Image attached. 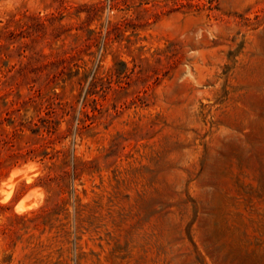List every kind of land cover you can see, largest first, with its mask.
I'll use <instances>...</instances> for the list:
<instances>
[{"label": "rangeland", "instance_id": "rangeland-1", "mask_svg": "<svg viewBox=\"0 0 264 264\" xmlns=\"http://www.w3.org/2000/svg\"><path fill=\"white\" fill-rule=\"evenodd\" d=\"M0 162V264H264V0H0Z\"/></svg>", "mask_w": 264, "mask_h": 264}, {"label": "trees", "instance_id": "trees-1", "mask_svg": "<svg viewBox=\"0 0 264 264\" xmlns=\"http://www.w3.org/2000/svg\"><path fill=\"white\" fill-rule=\"evenodd\" d=\"M119 73L120 72L117 71V74H119ZM112 74H116V72H113ZM102 79L103 78H99L98 76H94L93 83H92V86H91V90L89 91V94L96 93L95 90H96L99 82L102 81ZM55 97L58 98L59 97V94L58 93H55ZM59 105L61 106L60 108L63 110V112H67V110H68V114L70 112H72V110L74 109L73 104H65V105H63L62 102H59ZM85 115L88 116V113L86 112ZM46 116L40 115L39 119L42 122L44 121V122H47V123H51V122L52 123H56V122H58V121H56V117L58 116V113L55 110V108L53 107V102H49L47 104V107H46ZM31 122H33V120ZM33 124L34 125H37V129H38L37 130V129H34L33 128L32 129L33 132H39L41 130V126H39L38 123H36V122H34ZM82 125H83V127H87L88 126V124H86L84 120H82ZM45 128H46V131H47V134L48 135L44 139H45L46 143H49L50 142L49 139L52 138V136L57 132V128L54 127V126H46ZM5 144L7 146H9L7 149L11 150L10 152H12L11 154H9V158L17 159V158H19V156H21L20 155V151H16L15 149H12L15 146L14 143H12V141L5 140ZM46 147H47V145H46ZM29 152H33V150L32 151H29ZM60 152H61L60 150H56L55 152H49V151L46 150L44 152V154H45V156H49L50 158L53 159V158H56L59 155ZM1 164H2V162H0V165ZM77 170H78V167H77V165H75L73 167V173L75 174L77 172ZM59 177H60V175L58 173H56V172L55 173H49L48 174V178L51 181H53V180H55L56 178H59Z\"/></svg>", "mask_w": 264, "mask_h": 264}, {"label": "bare ground", "instance_id": "bare-ground-1", "mask_svg": "<svg viewBox=\"0 0 264 264\" xmlns=\"http://www.w3.org/2000/svg\"><path fill=\"white\" fill-rule=\"evenodd\" d=\"M24 173V172H23ZM21 174V172H20ZM22 175V174H21ZM28 175V174H26ZM14 176V175H13ZM19 177H21L19 174H17L15 177H14V180L12 181L11 184V187L12 185L14 184V181L18 180ZM32 204H35L34 202L31 201V199H26V200H23V202H20V204L18 205L17 209L20 210V211H23V210H27V209H30V207L32 206ZM35 206V205H34Z\"/></svg>", "mask_w": 264, "mask_h": 264}]
</instances>
